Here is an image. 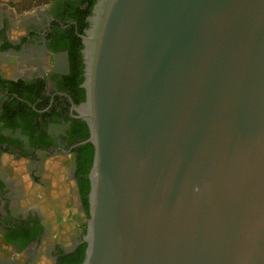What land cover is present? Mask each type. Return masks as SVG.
<instances>
[{
	"label": "water",
	"instance_id": "95a60500",
	"mask_svg": "<svg viewBox=\"0 0 264 264\" xmlns=\"http://www.w3.org/2000/svg\"><path fill=\"white\" fill-rule=\"evenodd\" d=\"M81 264H264V0H95Z\"/></svg>",
	"mask_w": 264,
	"mask_h": 264
},
{
	"label": "flooded vegetation",
	"instance_id": "af4514ba",
	"mask_svg": "<svg viewBox=\"0 0 264 264\" xmlns=\"http://www.w3.org/2000/svg\"><path fill=\"white\" fill-rule=\"evenodd\" d=\"M87 7L48 0L16 18L0 6V264L83 261L93 155L76 109Z\"/></svg>",
	"mask_w": 264,
	"mask_h": 264
},
{
	"label": "rangeland",
	"instance_id": "374dc122",
	"mask_svg": "<svg viewBox=\"0 0 264 264\" xmlns=\"http://www.w3.org/2000/svg\"><path fill=\"white\" fill-rule=\"evenodd\" d=\"M48 0H0V6L6 7L14 17L28 16L36 8L45 6Z\"/></svg>",
	"mask_w": 264,
	"mask_h": 264
},
{
	"label": "trees",
	"instance_id": "16d2710c",
	"mask_svg": "<svg viewBox=\"0 0 264 264\" xmlns=\"http://www.w3.org/2000/svg\"><path fill=\"white\" fill-rule=\"evenodd\" d=\"M88 2V7L86 8V10L84 11V14H83V17L84 16H89L91 14V10H92V7L95 3V0H85ZM87 28V24L83 23L81 26H79L78 28V34H82V29H86ZM82 48V46L80 47V49ZM82 80V78H81ZM85 99V98H84ZM83 99V101H84ZM82 101V102H83ZM86 138H88V134L86 135ZM89 148H90V151L93 155V146L91 144H88Z\"/></svg>",
	"mask_w": 264,
	"mask_h": 264
}]
</instances>
